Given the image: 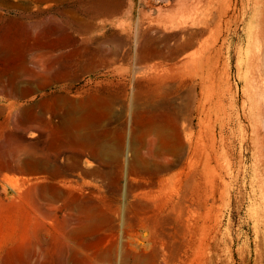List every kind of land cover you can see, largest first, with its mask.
<instances>
[{"label": "rangeland", "instance_id": "1", "mask_svg": "<svg viewBox=\"0 0 264 264\" xmlns=\"http://www.w3.org/2000/svg\"><path fill=\"white\" fill-rule=\"evenodd\" d=\"M263 25L264 0H0V264H264Z\"/></svg>", "mask_w": 264, "mask_h": 264}, {"label": "bare ground", "instance_id": "2", "mask_svg": "<svg viewBox=\"0 0 264 264\" xmlns=\"http://www.w3.org/2000/svg\"><path fill=\"white\" fill-rule=\"evenodd\" d=\"M262 35H263V36H262V39H263L262 41H264V25H263V32H262ZM263 43H264V42H263ZM188 157H189V156H188ZM188 162H189V163H188V166H187L188 168H187L186 176H185L186 179L184 178V179H185L184 182H186V184H187V186H186V184H185V186L188 188V190L186 191L187 194H188V191L191 190L190 188H191V185H192V183H193V182H192V158H191V157L188 158ZM184 182H183V183H184ZM176 183H177V182H176ZM177 184L181 185L180 183H177ZM174 185L176 186V184H174ZM179 185H178V186H179ZM175 186H174V187H175ZM186 187H185V188H186ZM176 188H177V187H176ZM175 190H176V192H177V191L179 190V188H178V189H175ZM189 194H190V193H189ZM188 197H189V196H188ZM188 197H187V198H188ZM185 199H186V197H185ZM188 200H189V199H188Z\"/></svg>", "mask_w": 264, "mask_h": 264}]
</instances>
